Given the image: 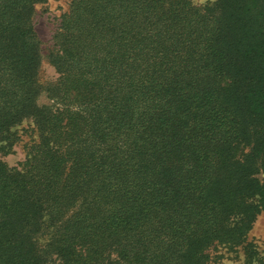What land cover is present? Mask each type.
Masks as SVG:
<instances>
[{
	"label": "trees",
	"instance_id": "16d2710c",
	"mask_svg": "<svg viewBox=\"0 0 264 264\" xmlns=\"http://www.w3.org/2000/svg\"><path fill=\"white\" fill-rule=\"evenodd\" d=\"M44 1L0 0V152L36 133L0 157V264H264V0H72L54 81Z\"/></svg>",
	"mask_w": 264,
	"mask_h": 264
},
{
	"label": "rangeland",
	"instance_id": "374dc122",
	"mask_svg": "<svg viewBox=\"0 0 264 264\" xmlns=\"http://www.w3.org/2000/svg\"><path fill=\"white\" fill-rule=\"evenodd\" d=\"M71 1L72 0H46L35 6L33 21L41 41L43 59L40 77L43 81H54L58 76L55 68L49 63L45 55L52 45L53 33L58 28L62 15L68 11ZM193 1L198 5H203L215 0ZM39 102L41 104H53V101L47 97L46 93L40 96ZM32 123L31 120H25L12 128V131L16 132L17 136L11 141V146H8L5 150H1L0 152L1 159L7 163L9 168H21L22 162L26 158L27 145H30L36 137ZM48 237V235H41L39 237V243L41 245L47 243ZM248 242L254 245L260 255H264V212L257 217L248 235ZM214 253V255L221 256L219 259H215V261H217L216 264H236L243 262L246 258L245 245L239 247L235 252L229 251L226 248H220Z\"/></svg>",
	"mask_w": 264,
	"mask_h": 264
}]
</instances>
